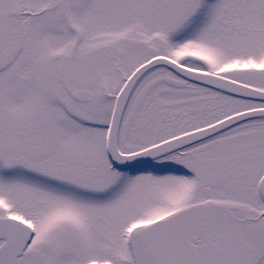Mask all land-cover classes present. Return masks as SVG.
I'll return each mask as SVG.
<instances>
[{
	"label": "snow or ice",
	"instance_id": "obj_1",
	"mask_svg": "<svg viewBox=\"0 0 264 264\" xmlns=\"http://www.w3.org/2000/svg\"><path fill=\"white\" fill-rule=\"evenodd\" d=\"M0 264H264V0H0Z\"/></svg>",
	"mask_w": 264,
	"mask_h": 264
}]
</instances>
